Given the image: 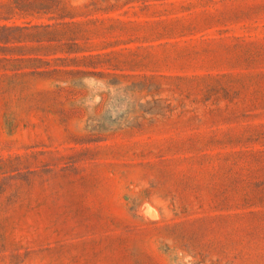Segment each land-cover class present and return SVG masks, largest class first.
Returning <instances> with one entry per match:
<instances>
[{"label": "rangeland", "instance_id": "1", "mask_svg": "<svg viewBox=\"0 0 264 264\" xmlns=\"http://www.w3.org/2000/svg\"><path fill=\"white\" fill-rule=\"evenodd\" d=\"M0 264H264V0H0Z\"/></svg>", "mask_w": 264, "mask_h": 264}]
</instances>
